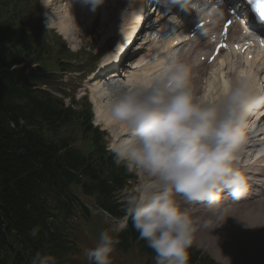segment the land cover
Instances as JSON below:
<instances>
[{"label": "clouds", "instance_id": "clouds-1", "mask_svg": "<svg viewBox=\"0 0 264 264\" xmlns=\"http://www.w3.org/2000/svg\"><path fill=\"white\" fill-rule=\"evenodd\" d=\"M103 2L81 0L93 10ZM40 3L49 6L48 0ZM212 7L218 17L223 15V0ZM49 23L45 21L47 28ZM150 63L155 66L134 65L119 89H107L102 98V123L117 133L107 150L117 166L139 180L122 191L123 216L100 232L94 247L84 250L89 264H112L118 235L128 229L129 221L154 251L155 264H188L198 227L214 229L227 216L197 220L182 205L211 207L220 205L225 192L240 199L246 191L238 161L248 118L253 108L264 104V92L251 76L240 73L209 99L194 90L190 66L178 50L165 48L158 62L152 57ZM38 232L33 227L29 235L36 238ZM30 264H57V258L37 251Z\"/></svg>", "mask_w": 264, "mask_h": 264}, {"label": "trees", "instance_id": "trees-1", "mask_svg": "<svg viewBox=\"0 0 264 264\" xmlns=\"http://www.w3.org/2000/svg\"><path fill=\"white\" fill-rule=\"evenodd\" d=\"M5 2L12 8L16 0H0V264H30L37 251L54 254L57 264H72L62 232L84 208L78 192L118 218L123 208L115 191L128 188L131 175L104 149L88 104L75 110L42 88L48 83V66L59 71L70 67L61 57L46 64L45 55L55 45L45 41L39 26L22 22L24 7L18 17L4 14L10 10ZM41 57L45 65L43 61L38 72H26L27 65L15 67ZM84 210L82 217L89 222ZM33 227L39 228L36 238L29 235ZM68 237L71 242L77 238ZM118 239V248L134 243L141 253L155 256L131 221Z\"/></svg>", "mask_w": 264, "mask_h": 264}, {"label": "rangeland", "instance_id": "rangeland-1", "mask_svg": "<svg viewBox=\"0 0 264 264\" xmlns=\"http://www.w3.org/2000/svg\"><path fill=\"white\" fill-rule=\"evenodd\" d=\"M34 1L35 0H31V1L30 0H16V2L18 3V5L16 4L18 6V10H21L22 6H24L26 8L25 10L29 13L30 25L36 19V15L34 12L39 10L38 3L34 2ZM50 3H51V5L49 7L51 8V10H48L47 13L45 12L47 19H49V21H50L49 26L52 23V21H57V20L62 19L65 22V20L68 17L71 19L70 16L77 18V16H78L77 13H72V12L69 13L70 9L67 7L66 1H64V0H50ZM41 6H42V4H40V9H41ZM12 9H13V7L9 11L4 12V14L9 15V17H14V18L18 17V13L16 12V10H12ZM83 20L84 19L79 20V23L81 25L78 28H81V31H75L77 33L76 35H79L77 38L75 37L73 39V41H70L69 36H68L69 40L68 39L63 40V38H61L67 44L66 47L68 50H65V54H66L67 58L63 54H57V55L54 54V56L56 57V59H54L53 55L51 53H49V55H52L51 58L53 61H55V60L57 61V58H59V57H61L63 60L64 59L70 60L71 58H73V59H71L72 61L69 62V67H70L69 70L59 71L58 67H51V66H48V68H47V73L49 74L48 77H50L51 79L54 80L53 76L59 74L57 76V77H59V79L56 78V79H58V82H56V84L60 85L62 88H65L66 91L63 89H61V90L67 94H70L68 91H70L71 89H73L74 92H79L78 95H81V93H83V92L90 94L91 88H89L88 90H85V87H88L89 84H91L90 82H88L90 77L87 78V74L90 71L89 66H93L96 63V61L98 60V57L97 56L93 57L90 52H94V51L98 52L99 48L101 47V44L104 40V37L106 36L105 34H103L104 37L99 36V34H97V35L89 34L88 33L89 30H87V32H83L82 31L83 23H84ZM63 21H60V23H63ZM15 24L18 25L17 22H14V25ZM49 26L47 29L50 31H47L46 33H44V35H47L50 38L49 41L52 42V40L55 38V35L52 33V31H55V30L53 29L54 27H51V26L49 27ZM98 31H100V30L98 29ZM110 41H111V39H108L107 44H105V46H108V43ZM112 44H113V42L110 44V46ZM98 45H100V47ZM93 49H95V50H93ZM70 51L71 52L79 51V52L76 54H70ZM80 56H81V58H80ZM246 58H247V56H245V59ZM74 59H77V61L75 62ZM248 60H250V59H248ZM63 62H65V61H63ZM49 63H51L50 58L46 60V64H49ZM65 63H67V62H65ZM57 65H59V64L57 63ZM81 70L84 71V73L79 74ZM61 81H62V83H61ZM52 83L54 85L55 82L52 81ZM78 87H79V90H78ZM47 88H48V86H47ZM49 89L52 90L53 88L49 87ZM64 92H57L56 96L59 98H62V97H60V94L62 93L61 96H63L62 99H63L64 103L69 105L71 103L70 99H68V97H66V94ZM214 94H216V93H211L210 96L213 98V97H215V96H213ZM210 96H209V98H211ZM84 105H85V99L80 100L78 102V106H79V107H77L78 110H80ZM96 120H97V117H96ZM100 127L102 128V126H100ZM74 130H76L74 133V136H75V138H77L79 140L78 137L80 136V131L77 130L76 127L74 128ZM64 133H65V131H64ZM107 135H108L107 137L109 139L107 137H105V139L108 140L109 142H111L110 135L109 134H107ZM244 150L245 149L242 148V151H244ZM136 178L137 177H135V179ZM131 182H132L133 186L137 183V181L134 179L131 180ZM258 182H259V180H258ZM261 192H264V191H261ZM117 197H119V200H122V193L119 192L117 194ZM257 198H258V196H257ZM176 199L178 201H181L182 197L177 196ZM229 199H232V198H229ZM236 200L237 199H234V200L232 199V201L234 202V205H235L233 209L239 210V208H240V210H239L240 212L237 213L235 217H233L232 211H228L229 209H232L231 207H228L229 205L228 206L223 205V207L224 206L225 207L224 208L222 207L221 209L218 210V218H222V217L227 216L226 220L222 224L223 226H227L229 228V231H231V228L233 226L237 227L240 230V231L239 230L232 231L230 234V238L227 240V242L230 239H232V236L233 237L238 236V233H239V235L242 234L243 232L247 233V231L241 230L245 227L246 221H247L246 225H248V226L249 225L257 226V232L263 230L262 215H261V213L257 212L258 211L257 208L252 207L251 203L248 202V200H251V199L245 200L247 202H245V201L238 202ZM87 206H89V208L93 209V204H92L91 200H88ZM182 206L186 207V208L190 207V205H185V206L182 205ZM243 206H245V212L244 213H243V211H244ZM250 206H251V208H250ZM246 209H257V210H256V213H253L252 211H249ZM199 211L200 212L197 211L196 213H194L195 214L194 218H196L197 220H198V217L200 214L204 215L203 214L204 212L202 210H199ZM224 213H227V215L222 216V214H224ZM242 213L245 214L246 218L244 216H242L243 215ZM92 216H93V218H91V221L93 223H95V225L93 226L94 232L101 231V229H103V230L104 229H111V227L115 226L116 220H110L109 217L105 214H101V213H98L96 211V212L92 213ZM209 216L211 217L212 215H209ZM211 220L214 221L213 216L211 217ZM209 228H211V227H209ZM201 230H202L201 233H197V231L195 232V233H197V236L195 238V242L194 241L192 242V245L195 246L196 249L201 251V253H200L201 256L209 255L210 257L213 258V260L217 264H237L236 262H234V255H233L234 249L236 247V244L234 241H232L231 243H229L228 245H226L224 247H219L217 250H215V248L213 249V247L216 246L217 244H223V241H222L223 238L218 237L217 240H215L212 237L211 229H207V228L202 227ZM219 238H220V240H219ZM97 242L98 241L96 238L92 239L89 236L86 239L85 244L80 246L81 250H82L81 253L78 255L80 264H88L85 262L84 250L88 246L94 247ZM242 242L245 245L249 244V241L247 238H243ZM258 244H259V242L257 243V245L254 248H256L258 246ZM198 250H195V253ZM250 252H251V250H250V248H248V251L246 253V257L243 259V261L237 260V262L240 261V262H242V264H259V263L263 264L264 263V251H263V249H261V252L258 255H256V252L254 254L252 252L253 256L256 255L254 257L251 255ZM195 253H193V255ZM213 253L217 254L218 257H216ZM112 254L115 257L113 264H116V263H119V264H155V258L148 257L145 254H142V255L139 254L138 253V247L136 245L129 246L127 250H120V251L115 250ZM248 254H249L250 258H249V256H247ZM191 256L192 255H190V257H189L188 264H191L193 261ZM201 264H203V263H201Z\"/></svg>", "mask_w": 264, "mask_h": 264}, {"label": "bare ground", "instance_id": "bare-ground-1", "mask_svg": "<svg viewBox=\"0 0 264 264\" xmlns=\"http://www.w3.org/2000/svg\"><path fill=\"white\" fill-rule=\"evenodd\" d=\"M130 1L131 0H117L115 2L116 11L113 12V13H111L110 15H107L105 17L106 21H108L112 16H114V18L112 20V24L110 25V27H113L115 25V19H116L117 15H118V12L124 6L128 5ZM81 4H83V3H81ZM60 21H63V20L61 19V20H57V21H52V23H51V25L54 26V28L57 30V33H59L60 35H62L64 38H67V39H68V36L71 39L73 35L77 34L75 31L73 32L72 29L70 28V26H74V23L75 22H73V21L70 22V20H65V22L63 21V23H60ZM216 22H217V19L215 18L214 19V23H216ZM163 25H166V22H164ZM111 30H112V28L108 29V31H111ZM128 35L129 34L123 28L122 29V33L119 35L118 44H117V46L114 49L115 52H113L111 55H109L106 58V60H105V61H108L109 63L115 62V64L118 67H121V69L123 67L124 68V71H128L127 75L130 72H133L134 71L133 63L135 62V60L133 58H131V59L130 58H125L124 59L123 57H121L122 51H123L122 48L125 46L126 38L128 37ZM164 39H165V36H162L161 39H158L156 42H153V43L148 44L146 46H143V45L140 44L138 47L142 48V51L140 52V58H142L141 61L149 64L150 67H154L155 66V63H150L151 58H149V59H145V58L146 57H149L152 54L153 50H151V49L154 46L156 48L159 45L161 49H164L165 46L171 44V41H166L165 42ZM206 44H207V42H206ZM199 46L201 47V46H204V45L201 42L199 44ZM131 47H132V44H131ZM124 51H123V53H124ZM156 52H157V50L155 51V53ZM187 54H193L192 50H188L187 51ZM247 54H251L250 60H248V58L245 59V61L247 63V66L245 68L238 69L237 71H235V73L236 74L246 73L247 75L251 76L253 84L257 88H259L261 90V92H264V88H263V90L261 88L262 87L261 78H264V74L261 75L262 74L261 69L264 67V62H263V59H262V55H258L257 53H251L250 51H247L245 56H247ZM155 57H157V62H158L159 56L156 54ZM135 59H137V56H136ZM190 62H193V61H189L186 64H189ZM230 67H231V65H228L227 68L226 67L225 68H222V64H221V65H219L217 67V70L218 71H215V73H212L211 71L208 72V69L207 68H200V69L195 68V69H191V73H193V75H191V81H192L193 84H195V87H193V88L196 91V93H198L199 91H202V86L200 85V83L202 81V78L207 74V77H206L207 84H206V88L204 89L203 96L209 98V95L208 94H210V92L212 90H214L213 93H216L213 96H216L218 94V92L223 88L224 82L225 81H229L231 79V76H233V75H231V68ZM126 77L127 76H125L124 79L121 80V81L123 82L126 79ZM102 79H105V77L101 78V80ZM97 82L98 81L95 82L94 87H92V89H91V93H92L91 94V96H92L91 99H92V101L94 103L95 119L97 117L96 122L97 121H103V119H104L103 109H102V95H103L102 92L104 91L106 93L107 88H105V87L108 84V82L105 81L104 82V86H102L100 84H97ZM117 84L120 87L122 83H117ZM209 99H212V97L209 98ZM254 111H255V113L264 112V106L258 105L255 108H253L252 112L254 113ZM252 114L248 118V127H247V129L245 131L246 140H247V137H248L247 136L248 132L251 131L250 132L251 133V136H249V138H248L250 142L249 143H244V145H243L242 148H244L245 150L242 151V154H241V158L240 159H246L249 156H251V154L249 153V149L250 148L264 146V144L260 143L261 142V139L263 140L264 138L261 136V134H258L257 133L261 129L264 130V125L262 124V128L259 127V125H256V121L253 120ZM262 117H263L262 120L264 121V115ZM112 134L115 137V135L117 133L112 132ZM241 162L242 161H240V163ZM256 164H257V161H255V162H253L251 164H248V165L245 164V163L240 164L239 168H240L241 172L244 174L245 180H247L246 179V176H248L249 174H252L256 178H258V176H256L257 175V171H258V167L256 166ZM263 173H264V171H263ZM263 176H264V174H263ZM254 180H256V179H254ZM261 191H264V181H263L262 184L255 183V182H253L252 184H249L246 181V191H245V194H244L243 197H241L240 199H237L236 201L241 202V201H245L247 199H251V200H248V202L251 203L252 207L258 209L257 212H260L261 213L262 219L264 221V201L262 199H257L256 198L258 196V193H260ZM263 194H264V192H261L259 194V197H262ZM228 196H229V198H232V196L230 194H228ZM232 199L225 200L227 202L225 204H223V205H229L232 209H229L228 211H232V215H233V217H235L236 214L240 212L239 211L240 208H239V210L233 209L235 205H234V202L232 201ZM245 202H247V201H245ZM223 205H221V206H219V205H213L211 207L208 206L206 208L207 215L208 216L209 215H212L214 221H217L219 219L218 218V210L221 209L223 207ZM214 206H219V207L216 208V209H214ZM243 207H244L243 208V210H244L245 209V206H243ZM250 208H251V206H250ZM198 212H200V211H198ZM225 215H227V213L222 214V216H225ZM207 229H211V231H212V237L215 240H217L218 237L223 238L222 239L223 244H217L216 246H214L213 249L215 248V250H217L219 247H224V246L228 245L232 241L235 242L236 247L234 249V252H233L234 254L233 255H234V262H236L237 264H242V262H240V261H243V259L246 257V253L248 251V248H250V250H251V252H250L251 255H252V252L254 254V249H255L254 247L259 242V239H258V236L259 235L256 233L257 226H253L252 225L250 227H244L241 230L247 231V233H244L243 232L244 234L242 233L240 235L238 233V236H235V237L232 236V239H230L228 242H227V240L230 238L231 232L232 231L239 230L237 227L233 226L231 228V231H229V228L227 226H223V225H221L219 227H216L214 229H212V228H207ZM243 238H247L248 241H249V244L246 243L247 245H245L242 242ZM219 240H220V238H219ZM263 251H264V248H263ZM214 255L216 257H218L217 254H214ZM247 256H249V254ZM249 258H250V256H249ZM237 260H240V261L237 262ZM259 264H261V263H259Z\"/></svg>", "mask_w": 264, "mask_h": 264}, {"label": "snow or ice", "instance_id": "snow-or-ice-1", "mask_svg": "<svg viewBox=\"0 0 264 264\" xmlns=\"http://www.w3.org/2000/svg\"><path fill=\"white\" fill-rule=\"evenodd\" d=\"M256 3H257V5H258L259 8H260L261 15H264V0H256ZM228 23H231V21H228V22L225 24V29H227V25H228ZM200 27H203V25H200ZM222 47H226V45H224V44H219V45H217V46H216L217 51H219V49L222 48ZM235 47H236L238 50L240 49V45H236ZM221 63H223V62H221ZM227 83H228V81H225V82H224V86H225V87H227Z\"/></svg>", "mask_w": 264, "mask_h": 264}]
</instances>
